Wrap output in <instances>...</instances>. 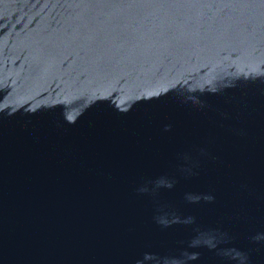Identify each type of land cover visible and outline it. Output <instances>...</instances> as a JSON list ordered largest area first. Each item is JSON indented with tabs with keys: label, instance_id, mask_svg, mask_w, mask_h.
Returning a JSON list of instances; mask_svg holds the SVG:
<instances>
[{
	"label": "water",
	"instance_id": "obj_1",
	"mask_svg": "<svg viewBox=\"0 0 264 264\" xmlns=\"http://www.w3.org/2000/svg\"><path fill=\"white\" fill-rule=\"evenodd\" d=\"M0 264H264V0H0Z\"/></svg>",
	"mask_w": 264,
	"mask_h": 264
}]
</instances>
